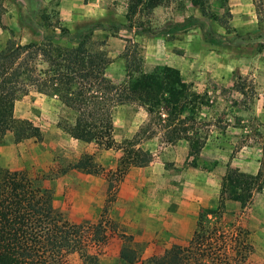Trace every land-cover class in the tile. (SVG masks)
Segmentation results:
<instances>
[{"label":"rangeland","instance_id":"1","mask_svg":"<svg viewBox=\"0 0 264 264\" xmlns=\"http://www.w3.org/2000/svg\"><path fill=\"white\" fill-rule=\"evenodd\" d=\"M127 3L4 0L0 47L8 38L24 44L49 35L69 45L65 38H58L60 27L74 33L92 22L125 23ZM207 3L210 17L203 16L190 0H171L136 18L156 28L193 16L202 28L189 25L155 37L125 29L116 33L97 29L92 35L94 41L106 42L111 60L106 75L111 81L123 80L121 54L134 43L142 71L173 66L208 102L196 112V128L206 137L197 154H190L183 140L188 148H182L179 140L167 142L160 130L145 133L147 123L149 129L154 126L137 104L113 110L115 145L105 149L71 136L75 112L57 97L32 92L15 103L14 116L37 127L40 138L15 142L8 133L0 143V169L22 171L50 189L54 206L66 220L81 225L94 239L63 252L57 264H125L119 257L123 235L130 237L127 243L138 253L132 264H151L170 248L186 246L199 219L208 231L216 230L213 245L217 249L226 242L222 236L232 235L231 255L240 242L249 250L240 264H264V0ZM136 137L150 153V161L130 166L118 181L120 148L124 140ZM84 157L97 165L96 174L71 168ZM229 168L247 174L261 171V187L244 207L228 199L220 204L221 180ZM88 256L95 257L94 263Z\"/></svg>","mask_w":264,"mask_h":264},{"label":"trees","instance_id":"2","mask_svg":"<svg viewBox=\"0 0 264 264\" xmlns=\"http://www.w3.org/2000/svg\"><path fill=\"white\" fill-rule=\"evenodd\" d=\"M171 0H128L125 23L103 26L92 22L72 33L60 27L58 38H65L69 45L54 41V36H43L37 42L18 43L8 38L0 47V143L10 133L15 142L27 138H40L39 129L18 119L13 114L15 103L32 92L55 96L61 104L75 112L71 136L79 141L94 142L105 149L115 145L113 139V110L124 104L143 107L152 120L154 129L160 130L167 142L186 140L190 154H197L206 137L196 128V112L208 102L194 92L179 70L161 66L151 72L141 70V57L136 45H126L122 52L125 76L118 83L111 81L106 69L111 60L105 50V40L94 41L93 32L107 29L116 33L120 29L155 37L171 31H182L189 25L203 24L193 16L181 22L152 28L137 20L140 14L152 11ZM205 17H210L207 0H190ZM5 14L4 0H0V23ZM130 41L128 40V44ZM152 128V127H151ZM141 139L124 140L119 178L130 166H140L150 161L151 155L141 148ZM71 168L86 173H97L98 167L84 157ZM261 171L247 174L229 168L221 180L220 204L224 200L238 202L244 207L253 192L262 184ZM113 182L108 181V190ZM223 204V203H222ZM219 210V209H218ZM216 230L208 231L199 219L186 246H175L151 264H240L249 253L247 245L232 249V235H224L218 249L213 245ZM214 237V238H213ZM219 237V236H217ZM105 238V235H103ZM119 257L125 264L138 259V253L123 235ZM94 241L81 225L70 223L54 206L50 189L42 188L24 172L0 169V264H57L63 252H72ZM223 249L222 253H217ZM94 263L95 257L88 256Z\"/></svg>","mask_w":264,"mask_h":264},{"label":"crops","instance_id":"3","mask_svg":"<svg viewBox=\"0 0 264 264\" xmlns=\"http://www.w3.org/2000/svg\"><path fill=\"white\" fill-rule=\"evenodd\" d=\"M173 67V66H172ZM175 68V67H174ZM180 72V71H179ZM181 74V73H180ZM182 76V75H181ZM183 78V77H182ZM184 80V79H183ZM185 81V80H184ZM186 82V81H185ZM116 83V82H115ZM118 83V82H117ZM194 91V90H193ZM195 92V91H194ZM197 93V92H196ZM198 94V93H197ZM132 139V138H131ZM180 141V143L182 144V145H180V146H182V148H183V146H184V148H188V146L187 145H185V143L187 142L186 140H183L184 142H181V140H179ZM188 143V142H187ZM133 167V166H132ZM250 174H254V173H250Z\"/></svg>","mask_w":264,"mask_h":264}]
</instances>
